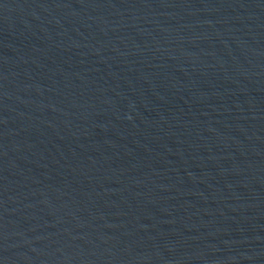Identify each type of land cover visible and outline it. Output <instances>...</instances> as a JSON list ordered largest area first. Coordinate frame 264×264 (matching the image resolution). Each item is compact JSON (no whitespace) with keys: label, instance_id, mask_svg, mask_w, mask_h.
I'll use <instances>...</instances> for the list:
<instances>
[{"label":"water","instance_id":"95a60500","mask_svg":"<svg viewBox=\"0 0 264 264\" xmlns=\"http://www.w3.org/2000/svg\"><path fill=\"white\" fill-rule=\"evenodd\" d=\"M0 264H264V0H0Z\"/></svg>","mask_w":264,"mask_h":264}]
</instances>
